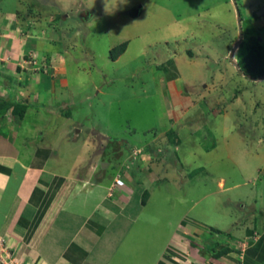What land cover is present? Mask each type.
Segmentation results:
<instances>
[{
	"label": "rangeland",
	"instance_id": "rangeland-1",
	"mask_svg": "<svg viewBox=\"0 0 264 264\" xmlns=\"http://www.w3.org/2000/svg\"><path fill=\"white\" fill-rule=\"evenodd\" d=\"M235 2L242 18V41L232 56L238 68L230 59L239 38L233 0H0L3 14L15 13L12 26L25 28L27 51L36 53L24 69L61 58L77 70L76 82L72 72L66 77L75 103L62 110L80 121L71 135L77 144L85 139L83 154L113 173L125 167L132 148L155 146L167 184L166 190L156 185L158 206L174 218L196 200L188 213L218 225L221 240L234 217L242 229L252 226L253 207L264 215L258 175L264 167V79L245 77L240 63L253 41L264 44V12L256 15L264 0ZM125 41V53L112 60L110 49ZM175 54L180 81L200 102L188 110L187 123L178 119L164 82ZM92 128L105 136L92 141Z\"/></svg>",
	"mask_w": 264,
	"mask_h": 264
},
{
	"label": "crops",
	"instance_id": "crops-1",
	"mask_svg": "<svg viewBox=\"0 0 264 264\" xmlns=\"http://www.w3.org/2000/svg\"><path fill=\"white\" fill-rule=\"evenodd\" d=\"M16 21L15 13L0 10V104H19L0 105V238L14 262L264 264V215L258 216L255 207L248 216L252 226L244 222L241 229L236 216L224 226L228 233L221 240L218 225L208 224L202 214L188 213L196 200L174 218L171 210L158 206L156 185L166 190L167 184L162 159L152 153L158 150L155 146L143 150V159L127 154L125 167L113 173L83 154L85 139L77 144L80 140L71 135L80 121L62 110L75 103L71 98L76 90L66 77L77 70L70 71L61 58L24 69L30 40L25 28L12 26ZM175 57L164 82L178 119L186 122L188 110L200 102L180 81ZM88 134L92 141L105 136L96 128ZM258 175L264 180V167ZM223 183L220 177L218 185ZM239 230L243 233L236 236Z\"/></svg>",
	"mask_w": 264,
	"mask_h": 264
},
{
	"label": "trees",
	"instance_id": "trees-1",
	"mask_svg": "<svg viewBox=\"0 0 264 264\" xmlns=\"http://www.w3.org/2000/svg\"><path fill=\"white\" fill-rule=\"evenodd\" d=\"M126 46L127 41L122 42L110 49V58L112 60H115L120 54L124 52ZM240 63H242V65L244 66V72L249 76L256 78L264 75V44L253 41L250 45H248L247 52L245 53V56L240 60ZM12 104L13 107L19 105L18 103L13 102ZM0 105L6 107L9 106V102L3 101ZM21 113H23V111ZM169 134H174V131H170ZM174 143H178V141H174ZM142 150H146V148ZM227 250V248L223 249L221 252L217 253V256H219L223 252H226Z\"/></svg>",
	"mask_w": 264,
	"mask_h": 264
},
{
	"label": "built area",
	"instance_id": "built-area-1",
	"mask_svg": "<svg viewBox=\"0 0 264 264\" xmlns=\"http://www.w3.org/2000/svg\"><path fill=\"white\" fill-rule=\"evenodd\" d=\"M35 57H36V53H33V54L29 53L27 56V59H24L23 62L27 63V62H30V60H35ZM142 154H143V150L140 148H134L131 151V157L133 159L138 158V156L143 159ZM4 255H6V256L3 257ZM0 264H18L16 262H14L13 259L8 256V251L6 250V248L4 246V240L2 238H0Z\"/></svg>",
	"mask_w": 264,
	"mask_h": 264
},
{
	"label": "water",
	"instance_id": "water-1",
	"mask_svg": "<svg viewBox=\"0 0 264 264\" xmlns=\"http://www.w3.org/2000/svg\"><path fill=\"white\" fill-rule=\"evenodd\" d=\"M233 1H234L235 8H236V15H237V22H238L239 38L237 39V41H236L234 47H233L232 50H231V53H230V59H231L232 63L238 68V66H237L236 63L234 62L232 56H233V54H234V52H235L236 47H237V46L239 45V43L242 41V27H241V15H240V12H239V10H238V8H237V5H236L235 0H233ZM263 12H264V7H262L261 10H258L257 13H256V15L262 14ZM238 71L240 72V70H238ZM245 76H246L247 78H249V79H252V80H261V79H264V75H261V76L256 77V78H253V77H251V76H249V75H247V74H245Z\"/></svg>",
	"mask_w": 264,
	"mask_h": 264
},
{
	"label": "clouds",
	"instance_id": "clouds-1",
	"mask_svg": "<svg viewBox=\"0 0 264 264\" xmlns=\"http://www.w3.org/2000/svg\"><path fill=\"white\" fill-rule=\"evenodd\" d=\"M246 77V76H245Z\"/></svg>",
	"mask_w": 264,
	"mask_h": 264
}]
</instances>
